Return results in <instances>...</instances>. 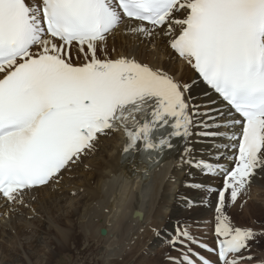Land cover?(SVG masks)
<instances>
[{
	"label": "snow or ice",
	"instance_id": "obj_1",
	"mask_svg": "<svg viewBox=\"0 0 264 264\" xmlns=\"http://www.w3.org/2000/svg\"><path fill=\"white\" fill-rule=\"evenodd\" d=\"M181 9L184 18L172 19ZM124 17L138 22L133 32L150 34L145 22L153 28L179 25L170 47L242 117L235 121L242 134L235 166L219 192L215 229L226 237L218 240L219 260L236 264L229 254L239 253L254 234L231 228L223 207L228 190L235 200L264 156V0H41L35 9L25 0H0V72L11 69L0 78V194L13 200L22 190L45 185L117 123L130 141L125 151L138 140L150 153L163 151L161 146H173L170 137L189 135L187 85L182 89L133 59L96 58V42ZM74 45L80 51L87 46L90 62H70ZM36 46L39 52L32 50ZM166 125L172 131L154 138ZM183 264L195 262L185 257Z\"/></svg>",
	"mask_w": 264,
	"mask_h": 264
},
{
	"label": "bare ground",
	"instance_id": "obj_2",
	"mask_svg": "<svg viewBox=\"0 0 264 264\" xmlns=\"http://www.w3.org/2000/svg\"><path fill=\"white\" fill-rule=\"evenodd\" d=\"M137 23L124 21L110 32V35H118L117 40L110 43L113 55L160 69L172 79H181L187 85L194 108L198 109L196 120L189 126V135L183 140L180 150L156 165L126 159L123 152L128 138L116 129L103 135L101 146L91 154V159L78 158L82 161L78 174L77 170L73 171L70 177L54 184L60 174L68 172L70 165L77 162L73 159L47 185L19 192L13 200L0 197V206L6 204L1 208L4 214L2 222L12 229L9 233L3 230L1 237L27 243L25 249L36 258L34 264H50L55 252L65 250L72 234L68 226L72 225L77 226V232L83 233V242L89 238L96 239L94 242H103L104 249L100 251L98 264H110L112 256L125 254L132 257L127 250L144 246L142 238L150 237L154 230L156 234L150 239L153 256L148 261L155 264L167 252L165 239H170L173 228L187 220L200 222L211 213L215 198L213 192L191 189L190 185L214 182V179L202 175L200 163L218 152L215 145L218 142L222 144L223 139L205 133L220 131L218 124L229 118L222 117L225 110L218 108L222 103L215 101L216 96L197 80L186 61L176 58L167 47L164 30L172 32L178 26L169 27L166 24L163 29L150 30L149 34L131 31ZM49 40L62 45L59 41ZM37 48L41 49V46ZM71 48L73 54L84 55L80 46ZM159 56L169 58L165 60ZM100 137L92 142V147ZM92 147L82 154L90 153ZM259 160L260 169L254 172L250 183L264 185V156ZM144 169L145 173L142 172ZM189 199L194 203L192 206L188 203ZM21 224V228L17 227ZM205 225L210 227L212 223L207 221ZM102 226L107 233L101 236L98 232ZM18 253L15 247L2 246L0 264H33ZM253 263L263 264L264 253L259 252L256 259H236V264Z\"/></svg>",
	"mask_w": 264,
	"mask_h": 264
},
{
	"label": "rangeland",
	"instance_id": "obj_3",
	"mask_svg": "<svg viewBox=\"0 0 264 264\" xmlns=\"http://www.w3.org/2000/svg\"><path fill=\"white\" fill-rule=\"evenodd\" d=\"M115 34H116V38L114 37L115 39H112V41H116L118 38L117 33H115ZM110 40H111V38L107 39V41H106L108 45H110V43H111ZM108 41H109V43H108ZM104 52L105 51H103V53ZM105 54H107V53L105 52ZM159 57L165 58L164 56L163 57L159 56ZM168 58L169 57L165 58V60ZM102 138H103V136L97 140L98 142L96 141L97 143L95 144L96 145L94 148L95 150H98V148L101 146V142H102L101 139ZM85 157H83L82 159L83 160L91 159V157L88 154H86ZM76 170H77L76 174H78L80 167L75 168V166H73L72 169L70 168V170L68 172H66V174H64L62 176V178H60V183L66 177H70L71 174L69 175V173L71 171H76ZM62 174H60L59 177ZM59 177L56 179V181H54V184L59 183ZM254 190H257V189H254ZM256 196L258 198H256V197L254 199L250 198L245 203H242V205L238 207L240 210L239 214L237 216H234V215L233 216H234L235 220L237 221L238 225L249 226V227L253 228L254 230H259V232H257L256 234L264 235V211H262V210H264V208H261V207H264V188ZM245 206H247V207H245ZM1 208H4V207L0 206V211H1ZM64 213H65V211H64ZM0 215H1L0 216L1 217L0 218V234H1V232H3V230H4V232L9 233L10 231H12V229H10L8 226L3 224L2 219H3L4 214L1 213ZM211 215H212V211H211V213H209L208 216L206 215L207 217L205 219L209 218V216H211ZM15 219H16V217L13 218L12 221H14ZM202 220H204V219H202ZM17 227L21 228L22 224L18 225ZM102 227H105V226H102ZM45 228H46V224H45ZM68 230L72 234L70 235V239L68 241V244L65 246V250L63 252H55L51 262H49V263L50 264H98V257L101 256V253H102L100 251H103V249H104L103 242H99V243L97 241L94 242V240H96V239H92V238H89L87 241L83 242L84 241L83 240L84 239L83 233L80 231L77 232L78 230H77L76 225L68 226ZM173 230H174V228H173ZM155 234L156 233L153 230V234L150 235V237H146L145 240H144V237L142 238V242H144V246H142V245L134 246V247H131L130 249H128L127 251H129V254H132V257H131V255L125 256V254L120 255V256H112L109 260L111 262H109V263L110 264H132V263L133 264H136V263L137 264H151L148 260L151 259V257L153 256V253H151V255L149 256L150 251H145V247H148L152 251V247H150V242H151L150 239H152V236L154 237ZM12 241L13 240H10L6 237L3 238L0 235V248L2 246H7L8 248H14L15 247L19 250L18 254L21 257H23L24 259H28V260L30 259L29 261L34 264V262L36 261V258H34L33 255L29 254L28 251L25 249V248H27V243H24L21 240H17L16 242H12ZM47 241L48 240H46V242ZM44 243H42V244H43V248L45 250V244ZM97 246L99 248H97ZM254 248H252L251 251H249V252H252V250H254ZM257 248L264 251V242L259 244L258 247L256 246V249ZM141 249H144L142 254L140 253ZM154 252H155V250H154ZM165 255H166V252L162 256H165ZM139 256L141 259H138ZM237 258H239V257H237ZM145 259H146V261H145ZM161 259L158 262H156L155 264H169V263L163 262ZM132 260L135 261V263L132 262ZM37 261H39V260H37ZM21 264H24V263H21Z\"/></svg>",
	"mask_w": 264,
	"mask_h": 264
},
{
	"label": "water",
	"instance_id": "obj_4",
	"mask_svg": "<svg viewBox=\"0 0 264 264\" xmlns=\"http://www.w3.org/2000/svg\"><path fill=\"white\" fill-rule=\"evenodd\" d=\"M101 232H102V234H104V230H102Z\"/></svg>",
	"mask_w": 264,
	"mask_h": 264
}]
</instances>
